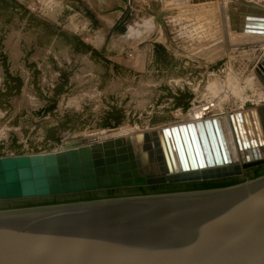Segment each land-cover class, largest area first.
I'll return each mask as SVG.
<instances>
[{"label": "rangeland", "instance_id": "374dc122", "mask_svg": "<svg viewBox=\"0 0 264 264\" xmlns=\"http://www.w3.org/2000/svg\"><path fill=\"white\" fill-rule=\"evenodd\" d=\"M125 1H101L100 12L92 0H0V157L171 126L199 107L215 115L264 105V47L230 36L236 18L226 12L241 0ZM249 55L257 63L243 64ZM260 174L264 164L236 178L0 204L205 188Z\"/></svg>", "mask_w": 264, "mask_h": 264}, {"label": "water", "instance_id": "95a60500", "mask_svg": "<svg viewBox=\"0 0 264 264\" xmlns=\"http://www.w3.org/2000/svg\"><path fill=\"white\" fill-rule=\"evenodd\" d=\"M245 4L255 9L236 3L230 14L258 16V29L233 30L263 31L264 7ZM235 117L241 140L222 116L0 157V202L242 177L264 164V105ZM237 143L243 168L232 166ZM0 264H264V175L206 190L0 204Z\"/></svg>", "mask_w": 264, "mask_h": 264}, {"label": "bare ground", "instance_id": "6f19581e", "mask_svg": "<svg viewBox=\"0 0 264 264\" xmlns=\"http://www.w3.org/2000/svg\"><path fill=\"white\" fill-rule=\"evenodd\" d=\"M227 7H229V5L228 6H226V8ZM231 7V6H230ZM232 8V7H231ZM228 9V8H227ZM226 9V10H227ZM230 12V11H229ZM230 13H228V12H226V17H229L228 18V20L230 19ZM233 17H235L236 18V20H234L233 22H234V24L231 22V24L232 25H234L233 27H232V29H235L238 25H242L243 27L244 26H246V27H244V29L245 28H251V29H258V28H256V27H251V26H253V25H256V24H258V22H255L254 20H253V18H258V16H255V15H247L246 17L247 18H251V19H247V21L245 22V18H244V16L243 17H240L239 15L236 17V16H233ZM232 18V17H231ZM231 21V20H230ZM238 24V25H237ZM230 25V24H229ZM260 29V28H259ZM234 31V30H233ZM231 32V31H230ZM237 34H231L230 33V36H234V35H237L238 36V41L239 42H237V43H239L238 45H241V44H243V43H245V42H251V43H253L254 44V46L256 47V46H260V47H264V30L263 31H257V33H250L249 31L248 32H237V31H235ZM234 32V33H235ZM233 38H235V37H233ZM257 39L260 41V42H258L257 41ZM236 40V39H235ZM236 43V42H235ZM260 44H262V45H260ZM253 46V47H254ZM259 64H263L264 65V55L261 57V59H260V61H259ZM262 66V65H261ZM255 77V76H254ZM254 77H253V79H254ZM256 78H257V76H256ZM259 78H261V77H259ZM258 78V79H259ZM252 79V78H251ZM251 79H250V82H251ZM252 79V80H253ZM262 79V82H263V78H261ZM257 80V79H256ZM258 82H260L259 80H258ZM262 82H260V83H262ZM260 83H259V85H260ZM263 85H264V83H263ZM262 86V84L260 85V87ZM261 91L263 92V90L261 89ZM261 92V93H262ZM263 95L261 94V97H262ZM264 97V96H263ZM262 97V98H263ZM221 101V100H220ZM220 103V102H219ZM214 105V104H213ZM215 106V105H214ZM204 107V106H203ZM218 107V106H217ZM200 109H198V110H195V112L194 113H191L192 115H191V117L188 119V120H186V121H182L181 123H177V124H174V125H181V124H188V123H193V122H196V121H204V120H209V119H213V118H218V117H222V116H227L228 118H229V120H230V123H231V125H232V128H233V130L235 131V130H237V134H238V137L240 138V140H241V135L239 134V129H238V127H237V122H236V120H235V123H233L232 122V120H231V117L233 116L235 119H236V114H238V113H240V114H242L244 111H247V110H243V111H236V113H232V114H230V113H220V114H215V115H208L207 114V112L208 111H206L204 108H201V107H199ZM255 108H257V107H255ZM197 109V108H196ZM211 109V108H210ZM254 109V108H253ZM208 110V109H207ZM215 110H216V108H215ZM249 110H251V109H249ZM211 111V110H210ZM210 111H209V113H210ZM235 112V111H234ZM174 125H171V126H174ZM171 126H165V127H161V128H158V129H162V128H166V127H171ZM235 127H236V129H235ZM155 130H157V129H155ZM152 131H154V130H151V131H148V132H152ZM245 131H246V134L248 135V137H249V133H248V129H247V127H246V129H245ZM142 132V131H141ZM136 133H139V132H136ZM135 134V133H134ZM133 134H130V135H115V136H112V137H118V136H124V137H126V136H132ZM235 138H237V136H235ZM88 143H92V142H88ZM88 143H85V144H88ZM65 149V148H64ZM237 149H238V153H239V158H240V160L238 161V162H234L233 164H232V166L233 167H240V168H243V166L245 165V160L243 159V157H242V155H241V152H240V148H239V145H238V143H237ZM244 152V151H243ZM260 160H262V161H264V158L262 157V156H260ZM255 162V161H254ZM223 167H228V165H226V164H224L223 166H215L214 168H206V170H209V169H220V168H223ZM201 171V170H200Z\"/></svg>", "mask_w": 264, "mask_h": 264}, {"label": "crops", "instance_id": "0c3cea01", "mask_svg": "<svg viewBox=\"0 0 264 264\" xmlns=\"http://www.w3.org/2000/svg\"><path fill=\"white\" fill-rule=\"evenodd\" d=\"M48 1H53V0H48ZM57 4H60V2H62V0H54ZM67 1H71V0H67ZM92 1H94V3H95V5L97 6V8L100 10V12H101V6H100V2L101 1H104V0H92ZM105 1H107V0H105ZM109 1H114V0H109ZM236 1H238V0H236ZM245 3H251V4H254L255 6H261V7H264V0H241V1H239V2H237V4H241L240 6H241V8L242 9H249V8H254L255 9V7H250V6H248L247 4H245ZM237 8V7H236ZM72 9V8H71ZM243 61H242V63L243 64H248V63H257V61H258V58L257 57H255V56H253V55H249V56H242V58H241ZM263 104H264V102H263Z\"/></svg>", "mask_w": 264, "mask_h": 264}, {"label": "trees", "instance_id": "16d2710c", "mask_svg": "<svg viewBox=\"0 0 264 264\" xmlns=\"http://www.w3.org/2000/svg\"><path fill=\"white\" fill-rule=\"evenodd\" d=\"M261 175H264V174L257 175L255 178L260 177ZM236 184H238V183H234V184L223 183V184L208 186V187H205V188L192 187V188H176V189H167V190L162 189L161 191H158V192L155 191V193H152V194H162V193L181 192V191H196V190L224 188V187H228V186H232V185H236ZM140 195H150V194H145L144 193V194H140ZM94 199H99V198H89V199H86V200H94Z\"/></svg>", "mask_w": 264, "mask_h": 264}]
</instances>
